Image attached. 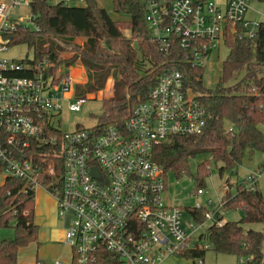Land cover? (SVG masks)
Listing matches in <instances>:
<instances>
[{
    "label": "built area",
    "instance_id": "built-area-1",
    "mask_svg": "<svg viewBox=\"0 0 264 264\" xmlns=\"http://www.w3.org/2000/svg\"><path fill=\"white\" fill-rule=\"evenodd\" d=\"M143 5L152 41L164 57L177 45L193 64L204 65L210 54L227 45L229 33L252 37L264 22L246 18L249 0H143ZM25 6L30 13L23 17L19 11ZM32 26V0H0L1 178H21L26 192L44 188L55 198L58 214L68 220L64 243L73 264H107L102 262L107 254L120 264H163L170 256L181 257L184 249L209 247L205 239L198 242L206 221H225L220 214L223 198L206 208L203 221L193 214L186 221L180 206L164 204L167 180L163 165L154 159L157 146L199 134L206 126L207 112L184 72L176 67L162 72L123 126L64 131L60 115L65 105L79 111L86 101L75 94L71 67L54 71L48 58L36 60L33 54L16 60L6 55L10 35ZM52 154L60 158L47 161ZM60 169V186L47 182L46 176ZM257 177L256 172L249 176L248 188L256 187ZM224 188L229 192L230 185ZM203 193V188L196 191ZM34 264L47 263L39 259ZM51 264L66 262L59 258Z\"/></svg>",
    "mask_w": 264,
    "mask_h": 264
},
{
    "label": "trees",
    "instance_id": "trees-1",
    "mask_svg": "<svg viewBox=\"0 0 264 264\" xmlns=\"http://www.w3.org/2000/svg\"><path fill=\"white\" fill-rule=\"evenodd\" d=\"M113 9L126 18L114 19L98 0H85L79 6L32 0L33 26L13 32L11 44H26L33 49L36 60L48 58L54 64V71L62 65L82 64L88 79L76 86V96L97 93L112 78L113 94L102 100L103 111L95 126L98 130L111 123L123 126L134 106L148 97L162 72L173 67L182 70L207 112V123L199 134L177 136L155 148L154 159L163 165L166 180L169 171L177 177L189 173L190 160L201 157L196 169L199 189L211 175L213 162L221 163L219 172L223 174L242 165L246 155L264 152V132L260 128L264 125V22L252 37L229 33L230 53L216 88L211 89L203 83L205 66L186 59L187 53L179 46H174L167 59L164 57L152 41L143 0H113ZM78 37L84 38L81 45L76 42ZM67 50L74 55L62 56ZM56 152L59 153L57 147ZM46 157L47 161L60 158L54 154ZM2 169L0 162V175ZM263 171L261 164L255 172ZM62 173L60 169L46 176L47 182L60 186ZM248 179L238 181L235 191L223 197L225 210L242 209L243 216L221 225L209 224L198 242L205 239L209 247L184 249L181 257L192 258L197 264L196 259L213 248L218 253L237 256L240 264H264V229L244 227L253 223L264 225V194L257 187L248 188ZM24 183L18 177L0 176V230L11 223L15 227L13 238L0 235V264H19V250L33 242L39 243L35 192L23 190ZM205 210L202 206L191 213L196 220L203 221ZM104 257L107 259L102 262L120 264L112 254ZM240 258L244 261L240 262Z\"/></svg>",
    "mask_w": 264,
    "mask_h": 264
},
{
    "label": "rangeland",
    "instance_id": "rangeland-1",
    "mask_svg": "<svg viewBox=\"0 0 264 264\" xmlns=\"http://www.w3.org/2000/svg\"><path fill=\"white\" fill-rule=\"evenodd\" d=\"M51 3L57 2V0H49ZM98 3L106 8L108 12L114 19L126 18V16L121 15L114 11L113 0H98ZM23 17L28 16L30 9L28 7H22L20 11ZM259 12V13H258ZM246 18H257L259 21H264V1L260 0H249V8L246 13ZM129 16H127L128 18ZM84 41L83 37H78L76 42L82 44ZM136 49L139 52V59H142V54L136 45ZM33 49L29 48L26 44L11 45L6 55L9 58H14L16 60L22 59L24 57H32ZM230 53V48L226 44H222L219 49L214 51L208 56V59L204 62L205 71L203 74V83L205 86L215 89L222 75L223 63L227 59ZM62 56L68 58L74 55L73 51H64L61 53ZM146 67H150V62H146ZM65 70H67L66 66ZM71 75L74 77L75 89L78 84L85 83L88 79L86 69L80 63L71 67ZM243 74V70L240 75ZM231 80L230 82H232ZM113 83L114 80L110 78L106 87L97 93H88L84 96L86 101L81 105L79 111H71L65 105L62 114L60 115L61 128L64 131H72L78 126L85 128L96 126L98 123V116L102 113V100L104 97H109L113 94ZM262 130L264 131V126L262 125ZM202 160L201 157H196L190 160V171L189 173H184L182 176L177 177L172 171L168 172L167 177V188L162 193L163 202L166 205H178L185 213V220L192 219V213L196 205H202L208 209H212V205L216 206L220 199L225 195L226 189L224 185L230 182L231 192L235 191L234 183L238 178L241 180L245 178L250 171L253 173L255 169H258L259 165L264 160V152H256L253 155H246L242 165L232 172H225L220 174L219 167L220 162L212 163L211 175L206 179L205 185L202 187L204 190L203 194H196L197 182H196V169L199 162ZM260 162L258 165L257 163ZM257 177V187L264 194V171L256 172ZM249 177V176H248ZM247 177V178H248ZM45 194L48 196V205H53L55 198L50 195L44 188H39L35 192V199L39 201L45 200L43 196ZM212 204H210V202ZM45 203L42 201V210H45ZM220 214L223 215V220H239L243 216L242 209H228L222 210ZM67 219L64 216L57 215V224L61 225ZM36 222L39 224L40 236H38L39 243L33 242L27 247H23L19 250L18 262L19 264H29L39 257L40 260H45L47 264L53 263L56 259H63L66 264H73L71 260V249L64 244L59 242H51V240L46 239L45 229L36 215ZM212 221H206L204 227L206 228ZM245 229L253 228L257 230L264 229V225L260 223L246 224ZM41 230V231H40ZM0 235L2 238H13L15 236L14 223H11L10 227L2 228L0 230ZM199 233L195 235L197 239ZM264 252V244H263ZM203 264H240L238 257L230 254L218 253L213 250V248H208L204 257L201 258ZM198 263V258L196 259ZM163 264H194L192 258L185 257H168Z\"/></svg>",
    "mask_w": 264,
    "mask_h": 264
},
{
    "label": "crops",
    "instance_id": "crops-1",
    "mask_svg": "<svg viewBox=\"0 0 264 264\" xmlns=\"http://www.w3.org/2000/svg\"><path fill=\"white\" fill-rule=\"evenodd\" d=\"M260 128L262 130V125H260ZM255 153H253V154H255ZM260 162H263L261 164H263V166H264V160H262ZM260 162H258L257 165ZM258 169H259V167H258ZM258 169H255V171H257ZM252 171H250L249 174L245 178L250 176L253 173ZM241 180L238 178L234 183H237L238 181H241ZM228 183L230 184L229 180H228ZM256 187H257V180H256ZM226 192H228V190H226ZM229 192H231V188H230ZM42 197H44L45 200H40L39 199V201L36 200V203H35V222H36V215H37L39 221L41 220V222H42V224L44 226L45 235H46L47 241L51 240V242H59V243L65 245V243H64V232H65L66 227L68 226V220L63 222L61 225H58L57 224L58 210H57L56 200H55V202H53V205H50V204L48 205V196L45 194V196L42 195ZM42 201L45 203L44 204L45 205V210H42V207H41ZM39 236H40V232H39ZM173 257L177 258V256H173ZM39 259H40L39 257H36L35 260L33 262L29 263V264H34Z\"/></svg>",
    "mask_w": 264,
    "mask_h": 264
},
{
    "label": "water",
    "instance_id": "water-1",
    "mask_svg": "<svg viewBox=\"0 0 264 264\" xmlns=\"http://www.w3.org/2000/svg\"><path fill=\"white\" fill-rule=\"evenodd\" d=\"M93 171H94V174L95 175H98L99 176V171H98V168L97 167H94L93 168Z\"/></svg>",
    "mask_w": 264,
    "mask_h": 264
}]
</instances>
